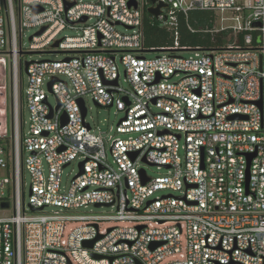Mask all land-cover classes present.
<instances>
[{
  "label": "built area",
  "instance_id": "2783aa9c",
  "mask_svg": "<svg viewBox=\"0 0 264 264\" xmlns=\"http://www.w3.org/2000/svg\"><path fill=\"white\" fill-rule=\"evenodd\" d=\"M159 1L172 26L176 11H249L231 29L243 37L148 50L141 0H0V264H264V0ZM65 30L76 35L59 39ZM26 53L64 58L23 63ZM88 99L122 113L115 129L93 130ZM68 222L81 226L64 244Z\"/></svg>",
  "mask_w": 264,
  "mask_h": 264
},
{
  "label": "rangeland",
  "instance_id": "374dc122",
  "mask_svg": "<svg viewBox=\"0 0 264 264\" xmlns=\"http://www.w3.org/2000/svg\"><path fill=\"white\" fill-rule=\"evenodd\" d=\"M145 1L147 0H141V6L145 5ZM16 6V5H15ZM249 14V11H247L244 14L241 15H236L233 14L231 12H217V26L216 29L220 30V29H232L235 26H238L240 24L241 21H243V16H246ZM240 18L239 21L236 20V18ZM18 21V20H17ZM117 30L121 33H127L125 31V29L122 26H118ZM37 29H29V30H25L23 31L21 34H18V48L19 51L24 50V52H28L29 49V45H30V37L32 35H34L36 33ZM232 31V30H231ZM76 33L74 31H70V30H65L63 31L60 36L59 39L61 38H65V37H71V36H75ZM234 37L233 40L236 41V35H234L233 33H231L230 37L227 38H223V47H226L229 45L230 42V38ZM147 49V48H146ZM11 50V43L9 40V36L7 34V47H6V52H9ZM158 52H151V53H145L144 57L146 59H154L156 57H158ZM185 57H189L191 55V53L189 52H184L183 53ZM7 59H9V56L7 54L4 55ZM63 55H59L58 57L54 54H44V55H31V54H25L23 56V63L25 61H36V60H61L63 59ZM9 62V60H8ZM25 66V65H24ZM23 66V73H22V85L23 88L26 89L27 86V76H26V71H25V67ZM11 66L9 64V127H10V135L12 133V96H11V85H12V81H11V72H10ZM120 72L123 75L124 73V68L122 66H120ZM1 98H2V93H0V105H1ZM49 103L52 106H56L57 105V101L56 98L53 95L49 94ZM87 107H88V123L92 126L93 130H95L96 132H108L110 130L111 127H113L114 129L117 127L119 121L122 119L123 115L122 113H115V109L114 108H103V107H99L96 106L90 99L87 100ZM23 121H28V113L26 111V109H24L23 111ZM8 139V138H7ZM6 139V140H7ZM8 146H6L7 149ZM147 173L150 177H159L161 175L164 174V171H159L157 170L155 167H148L146 168ZM79 172V163L78 162H74L70 167H67L64 170L63 173V183L64 185L69 184V182L73 179V177ZM7 171L5 170H0V177H6L7 176ZM25 201L26 203H28V196H29V184H30V175L26 172L25 173ZM160 196L162 195H166L169 194L168 191H163V192H159L158 193ZM175 196H178V194H174ZM92 209H94L95 212L97 213H102L105 212L107 214L111 213L112 211H115L113 209H95L92 207ZM6 213L2 210L1 204H0V218L5 217ZM81 224L80 223H66L65 229H64V237H63V242L64 244L67 243L68 241V237L69 235L72 233V230L75 229L76 227H80ZM113 226H117L115 225V223H107L105 225H103L102 227V231H105L107 228L113 227Z\"/></svg>",
  "mask_w": 264,
  "mask_h": 264
},
{
  "label": "trees",
  "instance_id": "16d2710c",
  "mask_svg": "<svg viewBox=\"0 0 264 264\" xmlns=\"http://www.w3.org/2000/svg\"><path fill=\"white\" fill-rule=\"evenodd\" d=\"M149 0L144 5V45L148 50L174 46L178 41L180 47L187 48H222L223 38H229L230 29L217 30V13L207 10H192L187 15L176 11V25L161 22L157 17L148 13ZM169 12V11H168ZM167 12V13H168ZM243 35H236L241 41ZM233 36L229 44L235 42Z\"/></svg>",
  "mask_w": 264,
  "mask_h": 264
},
{
  "label": "water",
  "instance_id": "95a60500",
  "mask_svg": "<svg viewBox=\"0 0 264 264\" xmlns=\"http://www.w3.org/2000/svg\"><path fill=\"white\" fill-rule=\"evenodd\" d=\"M149 2H150L151 5L148 7L147 11H148V13H150L151 15H153V16H155V17H159V16L162 14V12H163L164 10L169 9V6H168L167 4H164V3H162V2L159 1V0H149ZM130 6H131V7H134V8H137V3L135 2V0H131V2H130ZM84 21H86V19H84ZM45 30H46V28H43V29L38 33V35H41ZM59 43H60V41H57L55 44H53L52 47H53V48H57V47L59 46ZM145 52H146V51H145ZM152 52H153V51H152ZM26 54L34 55V54H36V53H26ZM29 64H30V63H26L25 71L27 70V67L29 66ZM52 85H53V82L50 83V85H49V89H50V90H51ZM80 103L82 104V107H83V101H82V100H80ZM59 109H60V105L58 104V106H57V110H59ZM83 116H84V117L86 116V111H85L84 108H83ZM50 117H52V114L50 115ZM65 120H66V121H65ZM66 122H67V118L64 119L63 124H65ZM137 155H138V154H134V157H133V158L135 159ZM80 169H81V171L83 170V164L80 165ZM97 207H100V205H98ZM39 210L41 211L42 209H39ZM33 211H35V210L33 209ZM100 238H102V236H99V237H98V239H100ZM95 242H96V240L91 241V242H85L84 245H85L86 247H88V248H91Z\"/></svg>",
  "mask_w": 264,
  "mask_h": 264
}]
</instances>
